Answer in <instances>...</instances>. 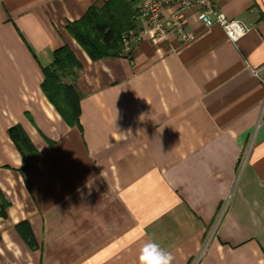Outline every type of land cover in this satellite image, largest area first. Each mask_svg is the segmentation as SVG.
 I'll list each match as a JSON object with an SVG mask.
<instances>
[{
    "label": "crops",
    "instance_id": "obj_1",
    "mask_svg": "<svg viewBox=\"0 0 264 264\" xmlns=\"http://www.w3.org/2000/svg\"><path fill=\"white\" fill-rule=\"evenodd\" d=\"M105 1L0 0V264H139L150 242L172 264H264V0H215L250 26L237 40L194 7L187 43L93 60L68 25ZM64 46L75 124L44 88Z\"/></svg>",
    "mask_w": 264,
    "mask_h": 264
},
{
    "label": "trees",
    "instance_id": "obj_2",
    "mask_svg": "<svg viewBox=\"0 0 264 264\" xmlns=\"http://www.w3.org/2000/svg\"><path fill=\"white\" fill-rule=\"evenodd\" d=\"M138 1L106 0L102 6L95 4L81 19L69 23L68 30L93 60L120 55L124 49V35L138 26ZM80 67L81 64L69 46H64L54 52L52 66L45 68L47 78L44 88L57 104L60 103L59 107L71 124L79 122L80 95L75 86L62 84L61 77ZM57 96H63L64 103ZM11 135L23 153L34 150L33 143L20 127H13ZM31 156L27 157V168ZM18 230L31 247L36 246L29 222L19 223Z\"/></svg>",
    "mask_w": 264,
    "mask_h": 264
},
{
    "label": "built area",
    "instance_id": "obj_3",
    "mask_svg": "<svg viewBox=\"0 0 264 264\" xmlns=\"http://www.w3.org/2000/svg\"><path fill=\"white\" fill-rule=\"evenodd\" d=\"M139 3L136 16L138 26L124 35L122 54L130 53L135 45L146 38H165L170 30L177 34L181 43H187L190 36L186 30L184 13L194 7H198V17L206 27L220 25L233 40L251 30L244 21L230 19L217 7L215 0H139ZM168 10L170 11L166 14ZM255 73L259 75V71Z\"/></svg>",
    "mask_w": 264,
    "mask_h": 264
},
{
    "label": "clouds",
    "instance_id": "obj_4",
    "mask_svg": "<svg viewBox=\"0 0 264 264\" xmlns=\"http://www.w3.org/2000/svg\"><path fill=\"white\" fill-rule=\"evenodd\" d=\"M172 260L171 253L162 249L159 244L150 242L141 249L139 264H172Z\"/></svg>",
    "mask_w": 264,
    "mask_h": 264
}]
</instances>
